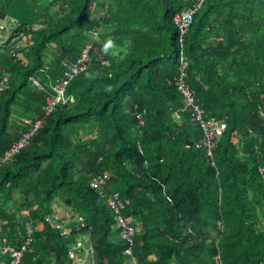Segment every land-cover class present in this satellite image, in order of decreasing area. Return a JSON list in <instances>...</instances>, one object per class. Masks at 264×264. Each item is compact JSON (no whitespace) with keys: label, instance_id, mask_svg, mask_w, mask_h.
Masks as SVG:
<instances>
[{"label":"trees","instance_id":"obj_1","mask_svg":"<svg viewBox=\"0 0 264 264\" xmlns=\"http://www.w3.org/2000/svg\"><path fill=\"white\" fill-rule=\"evenodd\" d=\"M4 1L0 17L16 18L17 30L29 34L32 10L46 0ZM54 1L63 2V15L31 32L29 62L0 65V79L8 78L0 91V160L13 141L10 128L27 129L24 118L43 114L29 77L51 89L94 26L106 49L97 45L91 67L68 85L74 102L54 110L14 163L0 167V239L17 246L33 223L38 229L21 264H75L67 256L73 237L95 232L100 264H129L114 212L90 187L110 172L101 190L121 195L122 214L136 228V264H216L217 257L218 264H264V0H205L185 38L187 81L204 113L226 123L213 165L195 148L201 132L190 114L181 112V123L174 118L181 96L167 85L179 64L172 17L187 3L112 0L98 23L90 14L95 0ZM112 46L121 49L117 57ZM102 49L108 66L99 61ZM54 207L84 216L86 228L62 238L44 221ZM7 259L0 254V264Z\"/></svg>","mask_w":264,"mask_h":264},{"label":"built area","instance_id":"obj_2","mask_svg":"<svg viewBox=\"0 0 264 264\" xmlns=\"http://www.w3.org/2000/svg\"><path fill=\"white\" fill-rule=\"evenodd\" d=\"M187 5L180 12H177L172 17V22L178 32V58L179 64L177 66L178 74L172 79L167 80V85L173 87L181 96L180 108L174 109L173 116L176 120L182 121L181 112H188L190 114L189 122L191 125L200 128L201 137L195 142V148L203 150L204 157L213 165L214 150L220 138L226 130V123L218 120L215 117L208 116L201 108L198 99L194 95V91L187 81V60L184 52L185 38L194 21V16L198 9L202 6L205 0H184ZM20 23L16 18L4 15L0 17V47L7 44H15L25 38L24 31L17 30ZM41 26L31 25L26 30L29 34L39 30ZM89 42L80 50L77 57L71 62L64 64L62 75L56 79L51 89H47L35 77H29V82L32 87L43 94L44 108L43 116H35L34 119L24 118L23 124L27 129H20L18 137L14 139L8 149L3 153L0 160V167L5 164L14 163L15 157L24 149H26L35 132H37L44 125L45 118L58 108L68 107L74 102V96L67 94L66 89L70 82L77 76L85 73L94 61L93 52L95 46L100 43V28L94 26L87 31ZM102 46V45H101ZM99 61L101 65L108 66V60L105 58L106 50L102 49ZM15 61L19 58L18 55L13 54ZM7 76L4 75L0 79V91L6 86ZM146 110L136 112L135 116L138 122V127L144 125V115ZM253 135L251 131H249ZM239 135L235 133L233 140L237 139ZM257 152V151H256ZM142 153V149H140ZM259 172L262 171L259 169ZM108 172L97 175L90 181L92 189L100 190V194L106 198V204L115 214L116 228L119 231V240L124 243L123 253L128 257L129 264H136L133 247L134 237L136 235V228L127 222V218L123 216L124 202L121 200L119 192H102V186L109 179ZM44 221L50 224L55 230L59 231L61 237H66L70 232H80L87 226V222L82 215H78L74 221H61L59 217L52 214L44 216ZM36 231L34 224L30 223L25 227L24 233L18 235L17 240H21L19 245L11 244L6 237L0 239V254L7 256L6 264H21L25 251L28 250L33 240V234ZM92 246L84 244L82 241L74 240L68 246L67 256L75 264H85L92 256ZM218 258V257H217ZM216 258V264L217 263Z\"/></svg>","mask_w":264,"mask_h":264},{"label":"crops","instance_id":"obj_3","mask_svg":"<svg viewBox=\"0 0 264 264\" xmlns=\"http://www.w3.org/2000/svg\"><path fill=\"white\" fill-rule=\"evenodd\" d=\"M38 1L39 0H29V2H30L29 4H32L34 2L37 3ZM5 5H6L5 1L3 0L0 3V6L2 7V6H5ZM111 5H113L112 0H95L92 3L91 9H90L91 19H93L95 22L98 21V23L99 22L103 23L104 17H106V13L107 12L109 13L108 8ZM43 6H45L46 9H44ZM63 11H64L63 2H56L54 0H46L45 2L44 1L39 2V3H37V5H35V7L32 10V13L34 14V17H35V21H34L35 23H33V24H37L39 26H43V23H48L51 20V18H58V17L62 16L63 15ZM110 23H111V25L109 27H110V32H111V30L113 28V25H115V22H114V20L111 19ZM35 39H36L35 34H28L27 33L25 38H23L19 42L15 43V44H7L4 47H2V49H0V65L2 63L4 64L10 58L13 59V61H15V59L12 58V57H15V56H13V54L19 56L18 57L19 59L17 60V62L20 61V62L23 63V65H26L29 62V57L25 54L24 51H26V48H28L29 44H32L35 41ZM110 48H112V47H110ZM110 50H111V54L113 56H116V57L118 56L117 55L118 51L119 52L121 51V49L119 48V50L114 54V50H117V48L114 47V48H112ZM120 57L121 56H119V58ZM3 70H4V68H3ZM17 133L18 132L12 133V135H13L12 139L13 140L15 139ZM13 198H14L13 201L16 204L20 203V198L18 196H14ZM11 204H12V202H11ZM10 206L11 205L7 206L6 209H10ZM23 213H25V215H28L27 211L21 212L22 216H23ZM73 213L74 212L72 211L71 208H63V207H57V208L54 207L53 208V212H52V214L56 215L57 217H60V215L73 216ZM18 219H19V217L17 218L16 222H17V225H19V226H17L16 228H18V230H20L21 226H23V225L20 224ZM73 220H70L71 223H72ZM21 223L24 224L23 221H21ZM26 225H28V224H26ZM26 225H25V227H26ZM15 226L16 225H14V227ZM35 228H36V230L38 229L37 226ZM22 231H20V232H22ZM71 233L72 232H70L69 235H67L66 237H62V238L72 237V236H70ZM75 239H77L79 241H82L86 245L92 246L93 252H92L91 258L88 260V263L89 264H100L101 258L99 257L98 251H96L94 249V246H96V244L98 242L99 236H97V234L95 232H91L89 234L87 233L86 235H81L80 233H77ZM73 240H74V237H73ZM72 242L71 243L69 242V243L72 244Z\"/></svg>","mask_w":264,"mask_h":264},{"label":"rangeland","instance_id":"obj_4","mask_svg":"<svg viewBox=\"0 0 264 264\" xmlns=\"http://www.w3.org/2000/svg\"><path fill=\"white\" fill-rule=\"evenodd\" d=\"M103 47H104V49H106V43H104L103 45H102ZM96 46H95V48H94V50L92 49V52H93V54L95 55V53H96ZM112 48H113V46H112ZM119 50V48H117V50H114V54L117 52ZM103 50H101V52H102ZM106 53V52H105ZM51 59V54L50 53H48V55H46V56H44V61H45V63H48L49 62V60ZM66 62V61H65ZM28 102V104H31V102H29V101H27ZM14 112H17V110H15ZM13 112V113H14ZM14 133L15 131L14 130H12L11 128H10V133ZM12 135V134H11ZM234 142L236 141V139H234L233 140ZM59 201V200H58ZM60 202V201H59ZM70 217H72V216H64V215H60V217L59 218H62V219H67V218H70ZM75 217V216H74ZM118 239H119V234H118ZM85 264H89L88 263V261L85 263Z\"/></svg>","mask_w":264,"mask_h":264},{"label":"clouds","instance_id":"obj_5","mask_svg":"<svg viewBox=\"0 0 264 264\" xmlns=\"http://www.w3.org/2000/svg\"><path fill=\"white\" fill-rule=\"evenodd\" d=\"M33 25H37V24H33ZM41 28H42V26H41ZM41 28H40V29H41ZM30 34H31V33H30ZM36 79H37V78H36ZM33 89L36 90L35 88H33ZM38 92H39V91H38ZM39 93L41 94V98L43 99V94H42L41 92H39ZM43 105H44V101H43ZM43 108H44V107H43ZM63 108H66V107H63ZM60 109H61V108H60ZM42 113H43V109H42ZM40 115H41V114H37V116H40ZM49 115H50V114H49ZM49 115H48V116H49ZM48 116H47V117H48ZM47 117H46V118H47ZM40 129H41V128H40ZM17 132H18V131H17ZM238 135H239V134H238ZM239 136H240V135H239ZM17 137H18V136H17ZM232 138H233V137H232ZM15 139H16V138H15ZM238 139H239V137L236 139L235 143H237V140H238ZM232 140H233V139H232ZM233 142H234V141H233ZM22 151H23V150H22ZM108 173L110 174V172H108ZM92 179H93V178H92ZM114 192H117V191H114ZM52 215H54V214H52ZM77 216H78V215H76L75 218H76ZM75 218H74V217H70V218H67V219H62V218H59V219H60L61 221H64V222H65V221H70V220H73V219L75 220ZM74 220H73V221H74ZM74 240H76V239H74ZM74 240H73V241H74Z\"/></svg>","mask_w":264,"mask_h":264},{"label":"bare ground","instance_id":"obj_6","mask_svg":"<svg viewBox=\"0 0 264 264\" xmlns=\"http://www.w3.org/2000/svg\"><path fill=\"white\" fill-rule=\"evenodd\" d=\"M27 33V32H26ZM2 78V77H1ZM31 111V110H30ZM260 138V137H259ZM260 151V150H259ZM14 211V210H13ZM26 219V218H25Z\"/></svg>","mask_w":264,"mask_h":264}]
</instances>
